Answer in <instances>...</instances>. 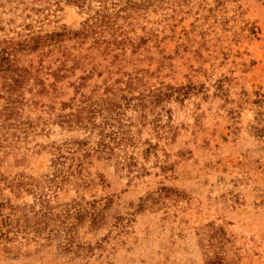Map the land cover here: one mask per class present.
<instances>
[{"label":"rangeland","instance_id":"rangeland-1","mask_svg":"<svg viewBox=\"0 0 264 264\" xmlns=\"http://www.w3.org/2000/svg\"><path fill=\"white\" fill-rule=\"evenodd\" d=\"M0 264H264V0H0Z\"/></svg>","mask_w":264,"mask_h":264}]
</instances>
